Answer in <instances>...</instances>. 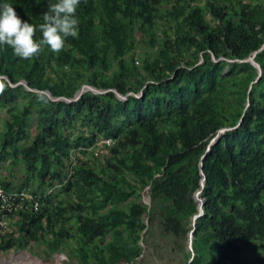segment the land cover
I'll use <instances>...</instances> for the list:
<instances>
[{"label":"trees","instance_id":"1","mask_svg":"<svg viewBox=\"0 0 264 264\" xmlns=\"http://www.w3.org/2000/svg\"><path fill=\"white\" fill-rule=\"evenodd\" d=\"M5 2L38 26L56 0ZM77 15L79 36L58 54L21 60L0 47V165L21 163L25 174L0 175L14 206L0 254L133 263L157 236L181 249L203 169L186 264L262 259L264 0H81ZM255 51L260 76L246 60ZM23 80L56 97L84 83L109 90L54 100Z\"/></svg>","mask_w":264,"mask_h":264},{"label":"clouds","instance_id":"2","mask_svg":"<svg viewBox=\"0 0 264 264\" xmlns=\"http://www.w3.org/2000/svg\"><path fill=\"white\" fill-rule=\"evenodd\" d=\"M87 3V0H83ZM81 0H56L50 3L38 26L23 20L10 3L0 5V47L11 48L21 60L38 58L47 47L60 53L68 38H78L80 20L77 9ZM37 30L42 38L36 39Z\"/></svg>","mask_w":264,"mask_h":264},{"label":"rangeland","instance_id":"3","mask_svg":"<svg viewBox=\"0 0 264 264\" xmlns=\"http://www.w3.org/2000/svg\"><path fill=\"white\" fill-rule=\"evenodd\" d=\"M204 0H201L203 2ZM251 1V0H247ZM8 117L5 109H0V135L3 131L4 119ZM36 129L33 128L34 134ZM8 175V179L13 181H19L25 176L23 170V164H13L10 160L0 165V175ZM143 199L146 203L151 204V196L149 189L142 192ZM157 230V229H154ZM154 237L149 244H145L144 254L140 256L135 262L128 263L122 261L118 264H186V257L184 255L185 250H189L188 239H181L182 248L173 252H169L166 248H163L164 242L161 238ZM157 239V240H156ZM156 240V241H155ZM161 242V245L157 244ZM34 260V261H33ZM0 264H74L68 255L65 253H55L47 258H41L33 254L28 249H12L8 252L0 254ZM252 264H264V252L262 253V259H256Z\"/></svg>","mask_w":264,"mask_h":264},{"label":"water","instance_id":"4","mask_svg":"<svg viewBox=\"0 0 264 264\" xmlns=\"http://www.w3.org/2000/svg\"><path fill=\"white\" fill-rule=\"evenodd\" d=\"M264 48V44L262 45L261 49ZM257 51H255L251 56H249L246 60L252 62L257 68H258V71H259V76L262 74V67L261 65L258 63V61L255 59V55H256ZM258 76V77H259ZM19 83H24L26 85V87L30 90H35V91H41V92H45V93H48L54 100H60V99H66L68 101H71V100H77L79 99L82 94L86 91H93L95 93H102V92H106L108 91L109 89H105V88H99L95 85H90V84H86L84 83L75 93L74 97L72 98H66V97H56V96H53L52 93L48 90H39V89H36V88H31L29 85H28V82L26 80H23V81H20L18 82L17 84ZM14 85V84H13ZM117 95L119 98H122V99H125L127 96L126 95H123L121 94L120 92H118L116 89H115ZM132 93V92H131ZM232 127H224V128H221L218 132V134L216 135V137H214L211 142H210V145H209V148L211 146L212 143H214L215 139L216 138H219L220 137V134L223 133L225 130L227 129H231ZM201 167H203V162H201ZM202 172V180H201V188L196 192V200L199 202V206H198V212L194 215L193 217V222H192V225H193V228L190 230L189 232V235H188V246H189V249L192 250L193 254H194V248H193V233H194V230L196 229V223H197V219L203 214L204 212V198L201 196V192L203 190V187L205 185V181H206V173L204 172V170L202 169L201 170Z\"/></svg>","mask_w":264,"mask_h":264},{"label":"built area","instance_id":"5","mask_svg":"<svg viewBox=\"0 0 264 264\" xmlns=\"http://www.w3.org/2000/svg\"><path fill=\"white\" fill-rule=\"evenodd\" d=\"M0 212H2V218L0 219V224L6 226L7 224V213L4 212L6 209H12L13 203L9 200L8 194L6 193L5 188L0 183Z\"/></svg>","mask_w":264,"mask_h":264},{"label":"bare ground","instance_id":"6","mask_svg":"<svg viewBox=\"0 0 264 264\" xmlns=\"http://www.w3.org/2000/svg\"><path fill=\"white\" fill-rule=\"evenodd\" d=\"M34 261V260H33Z\"/></svg>","mask_w":264,"mask_h":264}]
</instances>
